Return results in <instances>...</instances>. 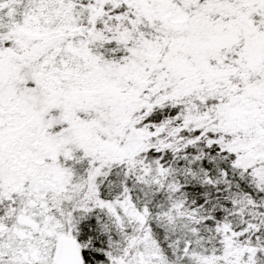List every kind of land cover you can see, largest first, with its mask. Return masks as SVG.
<instances>
[{
    "label": "snow or ice",
    "instance_id": "obj_1",
    "mask_svg": "<svg viewBox=\"0 0 264 264\" xmlns=\"http://www.w3.org/2000/svg\"><path fill=\"white\" fill-rule=\"evenodd\" d=\"M0 264H264V0H0Z\"/></svg>",
    "mask_w": 264,
    "mask_h": 264
}]
</instances>
